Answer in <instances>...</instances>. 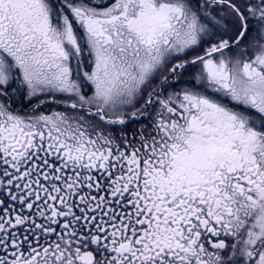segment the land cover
I'll list each match as a JSON object with an SVG mask.
<instances>
[{"label":"snow or ice","instance_id":"6c2138e0","mask_svg":"<svg viewBox=\"0 0 264 264\" xmlns=\"http://www.w3.org/2000/svg\"><path fill=\"white\" fill-rule=\"evenodd\" d=\"M0 264H264V0H0Z\"/></svg>","mask_w":264,"mask_h":264}]
</instances>
